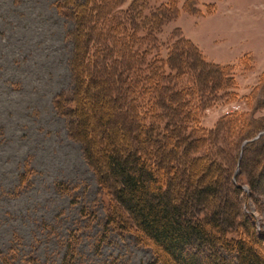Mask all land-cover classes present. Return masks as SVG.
I'll return each instance as SVG.
<instances>
[{
	"label": "trees",
	"instance_id": "obj_1",
	"mask_svg": "<svg viewBox=\"0 0 264 264\" xmlns=\"http://www.w3.org/2000/svg\"><path fill=\"white\" fill-rule=\"evenodd\" d=\"M179 1H56L75 26L74 87L55 105L111 198L100 242L132 234L152 250L151 264H264V234L239 209L242 187L208 199L231 185L222 153L233 121L207 128L201 117L219 91H232V65L207 60L179 27L161 37ZM33 173L27 164L15 193ZM70 239L63 264H76Z\"/></svg>",
	"mask_w": 264,
	"mask_h": 264
},
{
	"label": "rangeland",
	"instance_id": "obj_2",
	"mask_svg": "<svg viewBox=\"0 0 264 264\" xmlns=\"http://www.w3.org/2000/svg\"><path fill=\"white\" fill-rule=\"evenodd\" d=\"M56 1L0 0V264H63L71 236L76 264H151L152 250L132 234L110 231L100 242L111 198L55 105L60 92L74 87L75 26ZM179 5L161 37L179 27L207 60L232 65V91H219L201 117L207 128L223 117L233 121L222 153L231 185L208 199L231 197L230 187L241 186L242 217L264 234V0ZM260 132V143L243 149ZM27 164L34 170L30 184L15 193Z\"/></svg>",
	"mask_w": 264,
	"mask_h": 264
},
{
	"label": "water",
	"instance_id": "obj_3",
	"mask_svg": "<svg viewBox=\"0 0 264 264\" xmlns=\"http://www.w3.org/2000/svg\"><path fill=\"white\" fill-rule=\"evenodd\" d=\"M263 135V132H260L258 136H256L255 138L249 140V141H246L244 143V146H243V149L246 147V145H248L249 143L251 142H254V141H257L261 136Z\"/></svg>",
	"mask_w": 264,
	"mask_h": 264
}]
</instances>
